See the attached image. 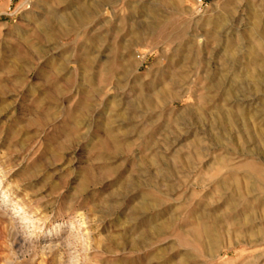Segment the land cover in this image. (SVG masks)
Returning a JSON list of instances; mask_svg holds the SVG:
<instances>
[{
	"label": "rangeland",
	"instance_id": "rangeland-1",
	"mask_svg": "<svg viewBox=\"0 0 264 264\" xmlns=\"http://www.w3.org/2000/svg\"><path fill=\"white\" fill-rule=\"evenodd\" d=\"M255 43L264 0H0V264H264Z\"/></svg>",
	"mask_w": 264,
	"mask_h": 264
},
{
	"label": "bare ground",
	"instance_id": "bare-ground-1",
	"mask_svg": "<svg viewBox=\"0 0 264 264\" xmlns=\"http://www.w3.org/2000/svg\"><path fill=\"white\" fill-rule=\"evenodd\" d=\"M99 5H96L95 6V10H97ZM50 17L48 19V25L47 26H54L56 27L55 30L60 33H62L64 30H63V26L65 25V22L68 21L70 19V16L69 15H66V14H59L58 10L56 9H52L50 11ZM225 18L224 17H221V21H223ZM40 34V38L42 40H46L49 41L48 37L45 36V34H43L42 32H38ZM29 47V46H28ZM252 54L253 56L256 58V57H260L261 59V66L264 68V50L258 45V44H254L253 47H252ZM223 163V162H222ZM228 167V166H227ZM249 172H251L249 170ZM226 183V182H225ZM240 187V184L238 181L235 182V188H237L236 192L238 193V196H241V191L239 189ZM249 189H254V190H264V184H254L252 183L251 185L247 186ZM226 188V187H225ZM237 196V195H236ZM246 219V218H245ZM86 225L83 224V222H80L79 224V228H82V227H85ZM208 233V232H207ZM219 245V242L218 240L216 239L215 241H211L208 243V247L207 249L208 250H213L215 248H217V246Z\"/></svg>",
	"mask_w": 264,
	"mask_h": 264
}]
</instances>
